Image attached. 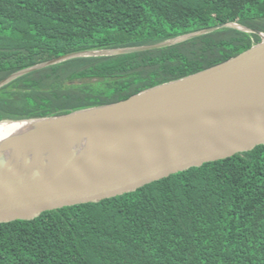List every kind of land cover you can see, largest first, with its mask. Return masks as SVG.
<instances>
[{
    "label": "trees",
    "instance_id": "1",
    "mask_svg": "<svg viewBox=\"0 0 264 264\" xmlns=\"http://www.w3.org/2000/svg\"><path fill=\"white\" fill-rule=\"evenodd\" d=\"M263 39L264 0H0V123L115 103ZM0 264H264V144L1 222Z\"/></svg>",
    "mask_w": 264,
    "mask_h": 264
},
{
    "label": "water",
    "instance_id": "2",
    "mask_svg": "<svg viewBox=\"0 0 264 264\" xmlns=\"http://www.w3.org/2000/svg\"><path fill=\"white\" fill-rule=\"evenodd\" d=\"M158 108L163 112L142 131L59 162L57 149L65 136L103 123L127 125ZM65 118L46 142L40 173L16 178L0 171V223L117 196L264 144V39L222 63L127 99L29 122Z\"/></svg>",
    "mask_w": 264,
    "mask_h": 264
},
{
    "label": "bare ground",
    "instance_id": "3",
    "mask_svg": "<svg viewBox=\"0 0 264 264\" xmlns=\"http://www.w3.org/2000/svg\"><path fill=\"white\" fill-rule=\"evenodd\" d=\"M163 110H153L127 125L110 126L109 123H103L78 134L65 136L57 149L59 162L78 159L130 134L138 133L151 125ZM63 120L67 118L55 122L0 123V171L5 170L16 178L40 173L45 166L46 142L53 128ZM28 157L29 161L25 163Z\"/></svg>",
    "mask_w": 264,
    "mask_h": 264
},
{
    "label": "rangeland",
    "instance_id": "4",
    "mask_svg": "<svg viewBox=\"0 0 264 264\" xmlns=\"http://www.w3.org/2000/svg\"><path fill=\"white\" fill-rule=\"evenodd\" d=\"M97 52H99V51H94L93 53H97Z\"/></svg>",
    "mask_w": 264,
    "mask_h": 264
}]
</instances>
